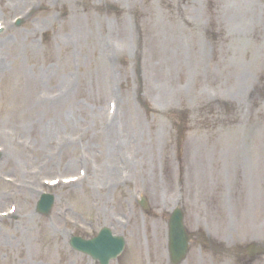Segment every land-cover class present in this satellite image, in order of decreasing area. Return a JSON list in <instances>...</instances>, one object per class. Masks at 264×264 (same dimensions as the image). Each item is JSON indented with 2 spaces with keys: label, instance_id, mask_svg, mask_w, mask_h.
Segmentation results:
<instances>
[{
  "label": "rangeland",
  "instance_id": "1",
  "mask_svg": "<svg viewBox=\"0 0 264 264\" xmlns=\"http://www.w3.org/2000/svg\"><path fill=\"white\" fill-rule=\"evenodd\" d=\"M27 1L18 7L20 9L26 3L32 4L30 15L24 20L21 28L12 32L7 31L11 26L8 25V22L16 16L23 15V12L22 14L15 13L13 0H0V21H4L8 25L6 31L0 36V41L1 39L6 41L1 52L2 66L8 69L0 76V130L5 131V137L9 139L7 142H11L12 150L17 158L21 156L20 153L24 157L19 171L11 170L13 166H3L0 169L2 177L14 179L15 185H17L8 186L0 191L1 193L6 189L21 192L20 176L26 172H31L36 179H49L54 176L51 171L54 162L46 161L48 158L45 157V153H38L35 145L37 139H32L30 146L26 143L23 147L18 145V135L21 138L24 137L23 132L16 127L20 123L19 120L25 119L27 116L24 110H27L26 107L29 110L33 106L39 107L37 101H33L39 87L36 88L33 97H30L32 104L24 106L21 93L24 83L20 76L22 67H27L30 70L33 66L32 72L43 74L48 69L61 67L60 81L55 85L66 80L72 81L74 84L73 94L67 100L64 98L60 103H55L59 105L57 108H62V111L69 104L71 111H68L69 114L65 118L53 124L55 136L67 135V139L72 141L73 138L83 137L82 131H85L90 139L96 137L91 134L94 131V124L96 127L98 126L100 132L102 131V124L106 123L102 113L107 109L106 106L115 93L122 95L125 114L131 112L137 99L142 101L144 105L141 102L142 111L140 110V114L145 117V107L148 108L150 104L143 90L153 81L150 75L144 74L141 70L142 58L150 72L151 68L159 64V60L151 59L154 50L162 52L166 58L168 54L174 52L176 58L187 59V66L183 70L181 61L173 69H168L169 66L166 64L161 65L156 79L157 95L152 100L156 103L163 93H167L170 100L173 101L172 108L165 112L156 108L152 114L155 119L151 118L148 122L155 134L159 135L166 130L167 142H169L168 153L170 158L174 155L171 161L175 171L177 165L175 161L178 159L175 151L178 142L182 144L179 158L183 162L186 161L185 152L189 151L193 144L200 145L205 142L208 145H217L218 149L224 148L230 153H239L242 144H245L246 148L253 150L255 159L263 155L260 143L264 138V26L257 28L253 16L251 22L253 26L248 33L244 34L235 30L232 23L236 13L240 16V0ZM257 2L264 10V0ZM172 9L176 10V18L171 23L165 11L169 12ZM76 11L77 13L74 15ZM140 14L142 19L139 20L136 17ZM75 23L79 25V32L83 34L80 46H74L67 36L74 32ZM16 38H20V44L8 51V46H11ZM204 38L207 39L204 53L205 62H194L190 56H195L198 43L203 42ZM130 41L135 46L133 53L129 50L131 47H128ZM104 43L110 44L112 54L109 62L105 60V54L102 51ZM33 45L35 49L39 50V53L32 50L26 54L27 57H21L20 51L26 46ZM52 52L55 54L53 60L51 59ZM76 66L78 67L76 68ZM203 70L205 76L202 74ZM244 76H248L249 95L245 100H240L237 96ZM32 82L34 83V79ZM164 82L169 84L171 89L169 92L163 90L162 83ZM187 82L195 86L192 92L187 89ZM53 84L52 76L49 85L54 86ZM97 91L99 94L94 98L93 95ZM204 91L209 92V98H204ZM198 94L200 96L196 98L195 96ZM207 100H209L208 105H200ZM74 102L78 104L76 110L80 109L81 111L80 113L76 112L77 116L72 117ZM57 112L58 109H49L45 117L50 113ZM120 121L115 126V131L119 134L121 132ZM132 129L131 127L130 137H137L140 140V133ZM53 132L48 136V139L52 137ZM86 143L87 138L77 149H72L69 145L66 146L67 152L61 156L62 164L65 166L73 159L75 166L71 172L64 171L59 174L70 176V174L76 173V164L86 153L85 148L89 151V156L95 160L96 156L94 155L102 150L99 148L95 150L90 146L92 143L88 147L84 146ZM46 148L47 155L51 151L52 153L54 151L55 157L60 155V147L57 142L47 144ZM126 153V151L121 153L120 163L113 175L117 184L125 183L126 180H123L121 175H125V164L128 160L134 158L132 154ZM69 156L70 159L67 158ZM238 157V154H233L229 159L230 163L232 165L240 163ZM112 160L113 157L105 159L104 156L99 159L98 164L102 172ZM40 162L51 165L48 173L37 172L36 168L25 169L27 164L35 166L36 163V166L39 167L38 163ZM138 163L141 164L142 159H139ZM245 167L251 175L252 167L249 158L246 159ZM90 170L91 166L89 172ZM232 173L234 175L235 170ZM91 176L90 172L89 177ZM167 176L163 173L164 178ZM169 177L170 183L175 177L174 175ZM180 178V183L185 186L183 178ZM232 182L234 183V180ZM247 183L248 190H250V184L254 181L249 180ZM139 184L140 180L134 178L123 188L109 190L99 183L96 185L91 177L81 189L70 188L59 191L56 196L57 208L52 209V217L49 219L48 217H39L33 211L36 197L33 199L27 195L20 196L21 198L17 197L18 205L22 212L24 210V213L23 215L19 214L11 222L0 223V264H93L88 258L70 251L67 238L71 233L90 235L98 230L102 221L103 228L111 224L102 218L100 213L102 204L99 203L100 207L98 206L100 198L106 195L108 198L111 196L114 199L113 205L107 206L109 212L114 215L124 211L125 204L123 202H128L129 207H134L131 228L116 233L123 235L127 243L136 242L132 227L139 224L142 213L138 207L134 206L130 195L132 190L134 192L142 190L136 188L140 187ZM211 185L213 186V182ZM0 187L4 186L0 183ZM177 192L173 193L164 188L159 190L161 200L166 203ZM9 193L11 191L6 194ZM181 194L183 195V210L186 212L185 190L181 191ZM146 196L150 211L147 215H142L145 236L149 234V227L152 230H159L157 245L162 241L161 235L166 244V227L164 225L167 215L161 217V222L157 220L149 224L152 218L156 220L158 216H156L155 205L151 202V198L149 195ZM3 199L0 201V210L8 207L10 203V199ZM219 200L223 203L225 197H221ZM221 209L226 216L223 219L225 222L229 217H227L226 209L223 206ZM245 209H248L249 215L243 229L250 232L255 227H262L263 233H260L261 240L259 242L264 243V208L260 212L258 206L251 203ZM206 213H196L186 218L190 232L194 233L201 229V219ZM123 215H125V211ZM27 216L29 219L25 218ZM108 217L107 215L106 218L110 219ZM261 219L262 221H260ZM225 224L229 225V222L226 221ZM203 229L206 230V226L203 225ZM204 233L200 234L206 236ZM207 238L210 239L209 236ZM200 245H202L201 248ZM210 247H213L210 249L211 253L206 256V251ZM218 247L219 245L212 246L208 242L204 243L198 236L195 237L187 264H228L223 255L227 259L233 250L226 253L224 250H219L220 247ZM131 248L135 252L132 264H143L145 261L153 259V247L142 253L141 248L135 243ZM147 255H150L151 258H144ZM126 261L127 259L120 258L113 264H127Z\"/></svg>",
  "mask_w": 264,
  "mask_h": 264
},
{
  "label": "bare ground",
  "instance_id": "2",
  "mask_svg": "<svg viewBox=\"0 0 264 264\" xmlns=\"http://www.w3.org/2000/svg\"><path fill=\"white\" fill-rule=\"evenodd\" d=\"M25 2H27V0H13L12 3H13V7L16 9L18 8L19 5H22ZM23 9L24 8L22 7L19 9V11H22ZM76 13L77 11L74 13V15ZM175 18H176V15H171L169 17L170 22L172 23ZM73 31H74V38L78 39L81 33L79 32L80 28L77 23L74 24ZM20 42H21L20 38H16V40L11 44V46H8V51L18 46ZM4 44L5 42L1 41L0 50L4 48L5 46ZM32 50H35L37 53H39V50L35 49L34 45L31 47L26 46L24 49L20 51L21 57H25V56L27 57L26 54L30 53ZM54 58H55V54L52 52L51 59L53 60ZM2 65H3V61H2V58L0 57V76L8 71V69L3 67ZM31 68L32 69L30 70L27 67L21 68L22 74L20 76H21V79H23V83H24V87L21 88V93L23 96V103L25 107L28 106L31 103L30 97L31 98L33 97L32 95L34 94L36 88L39 87V91L36 93L35 97L33 98V101L34 100L38 101V103L41 104L43 107L33 106V108L30 110L28 109V107H26L27 110H24V113L27 116H25V119L19 120L20 123L17 124L16 128L20 129L23 132L22 133L23 137L27 139H33V140L37 139V142L35 143V145L37 146V151L38 153L41 152V154H43L45 152L44 148L46 147L47 141H48L47 136H49L54 131L52 128L53 124L56 123L58 120L65 118L69 114L68 111H71L70 105L67 106L64 111H62V109L57 108L59 105H50V104L54 103L58 96H62L65 99H67L71 95L72 92L69 93V95L66 94L65 86L63 82L55 85V83H58L60 81V77H61L60 73L62 72L61 67H56L54 69H48L46 73L44 74L38 73V72L37 73L32 72L34 68L33 66H31ZM52 76L54 80V84H53L54 86L49 85L51 82ZM33 79H34V83L32 82ZM98 94H99V91L95 92L93 97L95 98ZM74 105L75 107L72 108V111H73V113L71 114L72 117L77 116V113H80L81 111L80 109L76 110V105L78 106L76 102H74ZM49 109L50 110L58 109V112L50 113L46 115L47 117H45V114L48 112ZM54 134L56 133L53 132L51 136H53ZM0 135H1V130H0ZM110 148L112 149V146ZM65 151H63V153ZM12 153L13 152L10 153V150L7 149L5 155L2 156V158H6V162L9 163L10 158H15V154H12ZM67 158L70 159L71 157L69 156ZM73 165H74V161L73 159H71L69 164L66 165V167L64 168L66 170H69L70 168L69 166H73ZM19 167L20 165L19 163H17L15 164L14 168H12L11 170L17 171ZM41 169L45 170L46 167L43 166ZM21 179H23V176ZM26 183H27L28 190H30V192H33V189L37 187L36 183L31 179H28ZM1 188L5 189L6 187H1ZM7 192H10V191H7ZM1 196H2V193L0 194V198Z\"/></svg>",
  "mask_w": 264,
  "mask_h": 264
},
{
  "label": "water",
  "instance_id": "3",
  "mask_svg": "<svg viewBox=\"0 0 264 264\" xmlns=\"http://www.w3.org/2000/svg\"><path fill=\"white\" fill-rule=\"evenodd\" d=\"M104 263H105V261H104Z\"/></svg>",
  "mask_w": 264,
  "mask_h": 264
}]
</instances>
